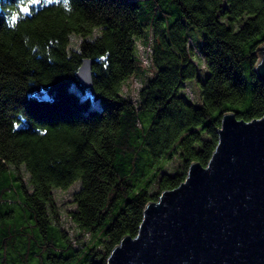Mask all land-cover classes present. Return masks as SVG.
Listing matches in <instances>:
<instances>
[{
    "label": "trees",
    "instance_id": "trees-1",
    "mask_svg": "<svg viewBox=\"0 0 264 264\" xmlns=\"http://www.w3.org/2000/svg\"><path fill=\"white\" fill-rule=\"evenodd\" d=\"M263 42L264 0H0V264H106L146 203L207 163L225 112L264 114ZM76 182L72 235L53 191Z\"/></svg>",
    "mask_w": 264,
    "mask_h": 264
},
{
    "label": "water",
    "instance_id": "water-1",
    "mask_svg": "<svg viewBox=\"0 0 264 264\" xmlns=\"http://www.w3.org/2000/svg\"><path fill=\"white\" fill-rule=\"evenodd\" d=\"M257 51L264 83V42ZM75 75L91 88L90 58ZM106 264H264V114L225 112L207 163L190 162L178 185L147 202L137 233L124 235Z\"/></svg>",
    "mask_w": 264,
    "mask_h": 264
},
{
    "label": "rangeland",
    "instance_id": "rangeland-1",
    "mask_svg": "<svg viewBox=\"0 0 264 264\" xmlns=\"http://www.w3.org/2000/svg\"><path fill=\"white\" fill-rule=\"evenodd\" d=\"M188 33L192 36H195L194 38L191 37V45H192V51H193V59L196 62L198 68H199V74L201 75V72L204 71V65L201 57L199 56V51L197 48L199 47L200 44V35L198 30L195 27L188 26ZM71 42L73 45H76L79 39L75 36L72 35L70 37ZM198 41L197 45L196 42ZM139 85V81L136 80V78H130L127 82H125L122 85V88L126 90V93L130 99L135 100L136 94H137V89ZM127 87V88H126ZM186 93H188L189 97L198 102L199 101V87L198 83L196 81V78H191L186 81V88H185ZM82 96L86 95L88 92H80ZM176 162L178 163V158H175ZM176 163V164H177ZM170 165H175V161L171 162ZM170 167V166H169ZM176 170V165L172 170H169L168 172L173 173ZM78 183L72 184L70 187L67 189H54L53 195H54V200H55V206L58 211V219L60 222L61 227L65 228L70 234L74 235V232H76V228L69 218L67 214L68 209H72L74 207V204L72 203V192L75 188H77ZM71 235V236H72ZM88 238V234L83 236V240Z\"/></svg>",
    "mask_w": 264,
    "mask_h": 264
},
{
    "label": "built area",
    "instance_id": "built-area-1",
    "mask_svg": "<svg viewBox=\"0 0 264 264\" xmlns=\"http://www.w3.org/2000/svg\"><path fill=\"white\" fill-rule=\"evenodd\" d=\"M139 49L141 52H143V48L141 46H139ZM146 49L148 50V47ZM146 54H147V51L145 53H143L142 57H141L144 63H146L148 61Z\"/></svg>",
    "mask_w": 264,
    "mask_h": 264
}]
</instances>
